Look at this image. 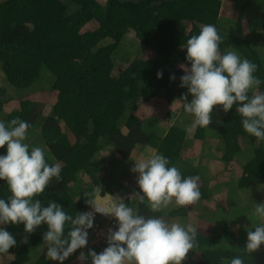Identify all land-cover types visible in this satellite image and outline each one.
<instances>
[{
	"label": "trees",
	"instance_id": "16d2710c",
	"mask_svg": "<svg viewBox=\"0 0 264 264\" xmlns=\"http://www.w3.org/2000/svg\"><path fill=\"white\" fill-rule=\"evenodd\" d=\"M223 5L232 7L231 17L221 15ZM204 24L216 26L223 38L222 52L237 50L258 65L255 74L264 79V0H0V120L28 121L25 142L43 147L49 163L62 164L63 180H53L37 197L44 204L55 199L73 216L86 211L94 187L102 195L117 187L125 190L117 180L116 163L131 159L132 166L138 148H149V154L154 149L169 157L184 176L200 177V199L156 213L140 204L136 194L125 201L136 205L140 214L199 226L196 247L183 264H221V258L237 255L246 264H264V244L252 254L243 249L247 231L262 222L253 212L255 203L264 202V141L255 145L257 139L244 131L235 105L227 113L214 106L209 127L186 133L192 116L183 108L187 88L180 87V65L188 63L182 45ZM135 39L142 46L140 55L141 49L125 44ZM160 70L162 78L157 77ZM41 89L51 90L52 101L32 98L31 93ZM258 91H264V85ZM155 97L163 99L158 101L164 103L161 112L141 113V104ZM208 136L217 139L220 154L199 152L212 147L210 140L205 143ZM243 137L253 143L254 151L242 144ZM105 146L116 158H98ZM5 152L6 145L0 148ZM240 154L249 157L237 172ZM203 155L224 175L212 181ZM102 161L110 164L105 176ZM75 183H86L82 194ZM217 191L225 192L221 202ZM8 195L7 184L0 180V198ZM46 226L29 234L23 224L7 225L18 243L9 249L14 258L2 264H53L44 254L37 259L33 254L44 242L39 235ZM87 246L85 253L105 248L94 242ZM84 264H91L90 259Z\"/></svg>",
	"mask_w": 264,
	"mask_h": 264
},
{
	"label": "clouds",
	"instance_id": "9594fccd",
	"mask_svg": "<svg viewBox=\"0 0 264 264\" xmlns=\"http://www.w3.org/2000/svg\"><path fill=\"white\" fill-rule=\"evenodd\" d=\"M222 40L215 25L204 24L198 34L190 35L182 45L187 50L188 63L180 65L184 71L180 87L187 88L182 94L183 108L192 116L186 133L191 135L197 127H209L214 106H221L227 113L235 105L244 131L257 141H264V91H258L264 79L255 74L258 65L243 58L237 50L222 52ZM163 74L160 70L157 77L162 78ZM170 79L174 80L175 74ZM189 94L191 100H188ZM29 128V122L20 117L7 122L0 120V148L6 145V152L0 153V180L5 181L10 192L7 198H0V255L3 258L12 254L9 249L18 243L7 225L23 224L24 232L29 234L47 225L43 233L46 257L64 264L89 241L96 243L94 238H89V234L94 237L89 229L94 227L95 213H101L112 215L117 227L109 230L107 246L102 251L80 252L81 264L89 259L91 264H183L197 244L199 226L196 224L140 214L136 205H129L122 197L102 204L86 195L90 197L86 201L87 210L90 207L92 210L78 211L75 216L55 199L44 204L37 198L53 180H63L62 164L49 163L43 147L25 142ZM133 160L131 171L138 174V201L153 213L169 205L188 207L200 199V177L184 176L163 153L153 151L146 158ZM79 176L82 178L83 172ZM253 215L262 222L247 231L243 249L248 254L264 244V202L255 203ZM27 239L25 236V243ZM221 264H246V260L237 255L227 261L221 258Z\"/></svg>",
	"mask_w": 264,
	"mask_h": 264
},
{
	"label": "rangeland",
	"instance_id": "374dc122",
	"mask_svg": "<svg viewBox=\"0 0 264 264\" xmlns=\"http://www.w3.org/2000/svg\"><path fill=\"white\" fill-rule=\"evenodd\" d=\"M261 2H259V3H261ZM253 4L256 5V3H253ZM231 9H232L231 6H228L227 7L226 5H223L222 10H221V15H223L225 17L226 16L231 17ZM249 12H252V11H249ZM125 44L127 46H130V48H132L134 51L141 49L140 52L138 53L139 55L143 52L142 51L141 43L138 40H136V39H135V41L129 40ZM130 50L131 49H128V52ZM0 84H1V82H0ZM50 93H51V90L48 91L47 89H45V90L41 89V90H38V91L35 90V92H32L31 94H32V98L33 99H37L39 101H44L45 99H48V101H52L51 100L52 98H50ZM155 98H153L148 105L146 104V106L148 107V110H147V107L145 106L144 103H142L143 105L141 104L140 109L143 110L141 113H144L145 115H150V113H152V112H155V113H160L161 112L162 105L164 103H160L158 101H162L163 102V99H160L158 97H155ZM208 140H210V142L212 143L210 145L212 147L209 148L206 145L207 147L204 146L203 147V150H200L199 152L204 151V149H206V151L209 150L210 152H213L215 154H220L221 153L220 150L215 147V144H216L217 139L210 138L208 136L206 138V140H205V143L206 144H207ZM242 144L244 146L247 145L249 151H252V150L254 151V148L252 147V144L253 143L249 140V138L243 137ZM258 144H259V141H257L255 143V145H258ZM153 151H154V149L152 150V152ZM149 152H150V149L149 148L148 149H144L143 151H140L139 148H138V150L132 156H133V159L134 158L135 159L146 158L149 155ZM113 153L114 152L111 151V147L110 146H105L104 148L100 149V151L97 152V156H98V158L100 160L106 161L108 158H116V156H114ZM245 156L246 157H249V154L248 155L240 154V157L242 158V162L239 161V164H237V166L235 167L234 171H237L238 172V171H241L242 170V167L244 165V161L246 159ZM117 157H119V155H117ZM211 162L212 161H210L209 156L203 155V157H202V164L206 166L207 174L210 176V178L212 179V181H215V180L219 179V176H222L224 174H223V172H222V170H221V168L219 166H214V165H212ZM195 163H201V162H200V160H197V161H195ZM202 164L200 165L201 167L203 166ZM133 165H134V163L131 166V159L127 163H125V164L119 165L118 163H116L114 165V167H115V174L118 177L117 180L119 182L123 183V186L125 188L124 191H126V192L120 191L121 189L119 187H117L115 189V192H112V193L108 192V193H105L104 195H101L100 194V191H99V188L98 187L97 188L94 187V189L92 190V194L89 193V196L91 198L95 199L97 202L102 203V204L105 203V202H108L111 199H114L116 197H122V198L126 199L127 198L126 196H128V198H129L130 201L131 200H134V195L136 194V191L133 190L132 186H135L137 188L138 184H137V177L136 176L138 174L137 175H134V176H133V174H131V168L133 167ZM109 168H110L109 162L108 161L107 162H103V172H102L103 173V176H105V175H107L109 173V170H108ZM82 178H83V176H82ZM132 180L135 182V183H133V185H132V182H131ZM82 185H85L86 186V183H84ZM82 185H79L77 183H75V185H74V188H77V190H79V192L81 194L84 192L82 190V188H83ZM260 191L262 193H264V185L260 186ZM261 192H260V194H261ZM217 193H218V191L215 193V196L218 199H220L219 201L221 202V200L223 198H225V196H226L225 195V192L222 191V192H219V194H217ZM205 205L207 206V207L205 206V208H208L210 206L208 204V202ZM46 230H47V226L40 232V235L39 236L42 237L43 236V233ZM89 238H94V237L91 234H89ZM88 246H90V241L88 243ZM78 251H79V253L81 251L84 252V249H79ZM78 251H76L72 255H77L76 253H78ZM33 254H34V257L36 259L41 254H44L46 256L45 242H42L39 245L35 246L34 247V250H33ZM1 258L2 259L0 260V262H1L0 264L7 263L8 261H5V260L6 259H9V258H11V259L14 258V255L13 254H8V255L6 254L4 258L3 257H1ZM67 260H65L64 263ZM53 262L55 263L56 261H53ZM84 262H83V264H84ZM67 264H81V261L79 259V256H75V258H73L72 260H70V262H68Z\"/></svg>",
	"mask_w": 264,
	"mask_h": 264
},
{
	"label": "built area",
	"instance_id": "2783aa9c",
	"mask_svg": "<svg viewBox=\"0 0 264 264\" xmlns=\"http://www.w3.org/2000/svg\"><path fill=\"white\" fill-rule=\"evenodd\" d=\"M92 210L90 207L87 211ZM117 227L115 218L112 215H104L95 213V223L89 231L94 235V240L97 244L107 246V235L110 229Z\"/></svg>",
	"mask_w": 264,
	"mask_h": 264
},
{
	"label": "crops",
	"instance_id": "0c3cea01",
	"mask_svg": "<svg viewBox=\"0 0 264 264\" xmlns=\"http://www.w3.org/2000/svg\"><path fill=\"white\" fill-rule=\"evenodd\" d=\"M134 162V164H135V161H133ZM131 174H133V176L134 175H137L136 173H133L132 171H131ZM100 250H102V249H100ZM77 255H72L64 264H67L68 262H70V260H72L73 258H75V256H79L80 255V253H79V251H78V253H76ZM5 261H10V258L9 259H6ZM49 261H50V259H49ZM53 264H59V262H55V263H53Z\"/></svg>",
	"mask_w": 264,
	"mask_h": 264
}]
</instances>
